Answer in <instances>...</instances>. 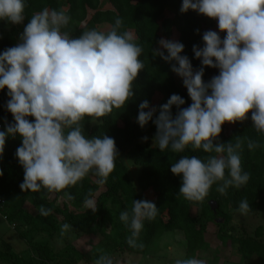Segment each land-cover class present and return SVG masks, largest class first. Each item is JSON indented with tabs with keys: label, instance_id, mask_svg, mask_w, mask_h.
<instances>
[{
	"label": "clouds",
	"instance_id": "1",
	"mask_svg": "<svg viewBox=\"0 0 264 264\" xmlns=\"http://www.w3.org/2000/svg\"><path fill=\"white\" fill-rule=\"evenodd\" d=\"M25 9V0H0V21L20 25L26 18ZM189 10L216 20L219 32L226 36L222 39L213 30L203 33V47L193 45L192 49L201 61L195 73L188 56L181 55L183 43L161 38L151 54L168 62L171 71L182 78L192 103L181 107L184 98L172 94L153 120L157 108L144 100L139 104L137 123L141 128L149 121L155 124L153 141L161 152L180 154L190 149L207 154L179 155L170 164L171 172L181 177L177 198L199 203L213 185L221 195L247 185L251 174L241 161L245 141L249 151L264 147L261 139L246 136L218 142L223 125L244 122L249 113L254 131L264 138V0H182L180 11ZM69 20L62 10L34 12L19 42L0 53V90L7 88L6 109L14 118V123L0 130V155L8 136L22 138L15 155L24 170L20 188L25 192H64L90 174L98 178L99 185L107 182L120 156L116 142L108 135L87 136L84 121L98 125L114 110L125 109L135 96L134 82L145 70L144 48L132 32L122 30L121 17L115 18L108 31L92 28L79 36L64 30ZM205 67L219 70L207 83ZM173 106L178 109L175 116ZM65 196L73 199L69 193ZM91 196L89 190L84 205L95 211ZM237 211L241 215L252 211L247 198L239 202ZM39 214L46 217L51 209L41 205ZM157 214L156 204L146 199H134L130 210L120 213L131 233L126 240L129 247L143 248L137 243L143 221ZM71 229L64 223L60 235ZM94 264L120 262L101 253ZM174 264L206 262L190 257L176 259Z\"/></svg>",
	"mask_w": 264,
	"mask_h": 264
},
{
	"label": "trees",
	"instance_id": "2",
	"mask_svg": "<svg viewBox=\"0 0 264 264\" xmlns=\"http://www.w3.org/2000/svg\"><path fill=\"white\" fill-rule=\"evenodd\" d=\"M25 20L20 25H13L0 21V53L5 49L15 46L19 42V36L24 26L34 12L44 8L62 10L70 17L65 31L72 36H79L83 31L107 25L110 30L117 16L124 21V29L132 32L135 41L143 46L144 53L141 59L145 62V70L141 71L134 82V98L128 102L125 109L114 110L110 115L102 118L98 125L89 123L86 119L85 134L89 137L108 135L114 138L119 151L116 168L110 174L104 185L96 183L97 177L88 175L74 187H69L60 193H48L45 189L40 192L22 191L24 170L19 164L15 153L22 144V138H6L5 147L0 155V198L1 212L7 216V221L25 218L37 220L25 214V205L30 199L38 207L43 205L51 209V214L41 216L43 220L53 227H58L56 217L61 216L66 223L82 232L96 230L106 238L113 249L121 252H129L135 255H147L152 245L169 231L180 232L184 235L185 258H197L199 253H209V264L224 263L217 252L222 248L232 247L240 254L242 261H249L256 256L264 262V224L258 225L253 234L245 229L238 228L233 223L234 215L239 202L247 198L252 209L249 214L264 213V147L255 151H249L245 141L241 152L242 167L251 174L247 185L240 189L230 188L226 195H221L213 185L210 194L203 202L197 203V214L192 215V202L186 201L182 196L177 198L181 177L174 175L170 170V164L179 159V155H197L204 157L202 151L174 154L170 150L161 152L155 145L153 138L156 134V126L152 121L141 128L137 123L139 104L148 100L153 106L156 94L161 98L157 105V112L153 120L159 115V107L165 104L172 94H178L185 100L181 107H188L192 101L187 89L177 82V75L171 71V65L160 57L152 56V49L157 48L162 36L170 37L173 30L178 32V42L183 43L184 51L181 55L188 56L193 72L201 67V61L195 58L193 45L203 47L202 35L217 24L214 19H209L195 11L186 13L180 11L182 0H25ZM107 2V3H105ZM108 4L107 7L105 5ZM168 9L172 10V16H166ZM197 29L199 32H197ZM223 39L226 33L219 32ZM165 55H167L166 50ZM174 63V62H173ZM216 68L205 67L203 80L207 83L214 75H218ZM7 88L0 90V120L5 129L6 123H14L12 114L7 111ZM178 109L173 106V116ZM244 122H237L233 128L227 130L228 124L223 125L218 142L227 143L235 136H246L252 139L258 137L254 131L250 118ZM32 120V117L28 118ZM147 137V140L143 138ZM131 160L134 165L140 167V173L136 179L131 176V170L121 158ZM89 190L91 198L96 202V210L85 208L84 199ZM152 190L156 198L151 200L158 208L157 216L149 221H143V229L140 232L137 243L143 244V248L129 247L126 240L131 234L128 227L120 220V213L130 210L132 201L148 200L146 191ZM65 192L72 195L68 200ZM64 198L62 204L58 201ZM71 205L78 209H72ZM123 227L120 232L121 242L116 243L112 235L107 233L109 224L114 216ZM213 223L218 227L216 233H210L207 224ZM238 228V230H237ZM26 236V232L22 233ZM2 241L3 249H0V258L12 264H55L65 262L73 264L61 258L50 243L29 242V248L35 257L28 258L21 252H15L13 247L5 240ZM68 247V246H66ZM82 255L78 256L81 258ZM36 258V259H35Z\"/></svg>",
	"mask_w": 264,
	"mask_h": 264
},
{
	"label": "rangeland",
	"instance_id": "3",
	"mask_svg": "<svg viewBox=\"0 0 264 264\" xmlns=\"http://www.w3.org/2000/svg\"><path fill=\"white\" fill-rule=\"evenodd\" d=\"M107 3V2H105ZM108 4L105 5L107 7ZM166 16H172V10L168 9L165 13ZM100 29L107 30V25H101ZM213 31L219 33L217 24L212 28ZM169 40L178 41V32L173 30V34L170 37L162 36ZM159 47V46H158ZM177 82L183 87L182 78L177 75ZM161 98L160 94H156L153 99V106H156ZM234 124H228L227 130L232 129ZM121 158L125 160V163L131 170V176L136 179L140 173V167L134 165L131 160H126L124 155ZM146 196L149 201L156 198V194L152 190L146 191ZM0 199V206H1ZM64 198H61L58 203L62 204ZM71 208H75L71 205ZM86 208V207H85ZM197 203H193L191 214H197ZM1 209V207H0ZM4 213V212H3ZM2 213V214H3ZM0 213V249H3L2 239L9 243L15 252H21L26 257H35L30 248L29 242L50 243L53 248L58 252V255L70 261L73 264H94V260L101 254L107 253L114 258V260L120 262V264H174L176 259H184L185 257V244L184 235L180 232L169 231L166 232L159 241L155 242L147 255H135L129 252H121L117 249H113V246L109 245L103 234L97 233V231L91 230L89 232H82L74 227L68 231L65 235H60L61 225L66 223L61 216L56 217L58 227H53L49 223L38 220L40 219L39 207L33 200L27 201L25 205V214L31 218L37 220H29L27 217L16 219L14 221H7ZM5 214V213H4ZM233 223L238 228L245 229L247 232L252 233L254 229L264 224V213H258L256 215L247 214L241 215L236 212L234 215ZM237 228V230H238ZM208 232L216 233L218 227L213 223L207 224ZM123 230L117 215L114 216V220L109 224L107 233L112 235V239L116 243L121 242L120 232ZM26 232V236L22 233ZM68 246V247H66ZM221 259L226 260L224 263L219 264H264L256 256L249 261H242L240 254L236 249L232 247L222 248L217 252ZM82 255L81 258L78 256ZM209 253H199L197 259H202L207 262ZM36 259V258H35ZM0 264H12L6 262L0 258ZM55 264H66L65 262H56Z\"/></svg>",
	"mask_w": 264,
	"mask_h": 264
},
{
	"label": "built area",
	"instance_id": "4",
	"mask_svg": "<svg viewBox=\"0 0 264 264\" xmlns=\"http://www.w3.org/2000/svg\"><path fill=\"white\" fill-rule=\"evenodd\" d=\"M3 128V122L0 120V130ZM0 199H2V198H0ZM2 201H3V199H2ZM1 201V202H2ZM0 213L2 214V212H1V210H0ZM3 215V218L6 220L7 219V216L6 215H4V214H2Z\"/></svg>",
	"mask_w": 264,
	"mask_h": 264
}]
</instances>
